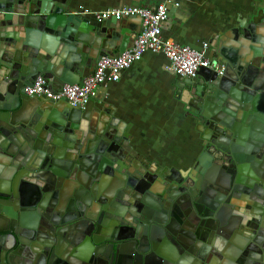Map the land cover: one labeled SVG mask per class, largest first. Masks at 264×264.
<instances>
[{"label": "water", "instance_id": "95a60500", "mask_svg": "<svg viewBox=\"0 0 264 264\" xmlns=\"http://www.w3.org/2000/svg\"><path fill=\"white\" fill-rule=\"evenodd\" d=\"M134 18L0 0V264H264V8L213 36L211 67L173 74L203 136L180 179L153 171L104 103L26 94L38 77L81 84L128 49Z\"/></svg>", "mask_w": 264, "mask_h": 264}, {"label": "crops", "instance_id": "0c3cea01", "mask_svg": "<svg viewBox=\"0 0 264 264\" xmlns=\"http://www.w3.org/2000/svg\"><path fill=\"white\" fill-rule=\"evenodd\" d=\"M162 1L76 0V7L90 11L125 6L153 10ZM168 7L173 11L162 24V38L200 50L203 43H209L215 34L235 22L241 20L244 24V18L237 17L264 8V0H173ZM129 21L140 32L139 18ZM136 37L132 36L128 49ZM167 67L163 54L146 52L121 73L117 82L102 84L91 100L96 105L104 103L122 121L120 125H127L133 145L144 155L145 163L154 169L176 167L185 171L184 167L200 152L202 130L193 118L185 117L173 92V72Z\"/></svg>", "mask_w": 264, "mask_h": 264}, {"label": "built area", "instance_id": "2783aa9c", "mask_svg": "<svg viewBox=\"0 0 264 264\" xmlns=\"http://www.w3.org/2000/svg\"><path fill=\"white\" fill-rule=\"evenodd\" d=\"M172 1L163 0L153 10L139 6H125L103 11L79 9L83 14L91 15L98 21L139 17L140 32L130 49L116 57H101L92 74L85 77L81 84H67L58 90H51L46 79L38 77L26 88V94L44 96L52 101L65 99L71 107L83 109L91 99L95 98L102 84L117 82L121 73L140 61L146 52L163 54L168 60L167 68L173 74L184 78H195L199 69L211 67L206 54L208 43H203L202 48L198 50L162 38V24L167 20L168 4Z\"/></svg>", "mask_w": 264, "mask_h": 264}, {"label": "flooded vegetation", "instance_id": "af4514ba", "mask_svg": "<svg viewBox=\"0 0 264 264\" xmlns=\"http://www.w3.org/2000/svg\"><path fill=\"white\" fill-rule=\"evenodd\" d=\"M200 153V152H199ZM151 169L153 170V171H155L156 173H164L163 175H166V176H169V177H175V178H177V179H180L181 177L180 176H182V175H184L185 173H187V169L188 168H185V171H180L178 168H176V167H170V168H159V169H161V170H159V169H154L153 168V166L151 165ZM191 173H193V178L195 177V174H194V172H191ZM152 187L151 188H153V189H155V190H161L162 188H163V182H162V180H161V178H152ZM144 187L146 186V185H143ZM194 189V188H193ZM183 190V191H182ZM173 191H175L176 193H184V194H187V195H191L190 193H189V191H187L186 189H185V187L184 186H180V185H176V184H174L173 185ZM222 210V212H223V214L225 215L226 213H227V209L226 208H223V209H221Z\"/></svg>", "mask_w": 264, "mask_h": 264}]
</instances>
